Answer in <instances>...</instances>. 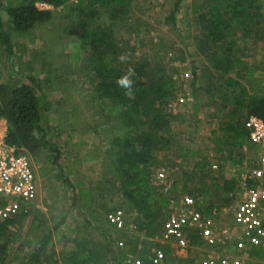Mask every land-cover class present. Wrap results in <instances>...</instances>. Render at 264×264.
<instances>
[{"label":"rangeland","instance_id":"rangeland-1","mask_svg":"<svg viewBox=\"0 0 264 264\" xmlns=\"http://www.w3.org/2000/svg\"><path fill=\"white\" fill-rule=\"evenodd\" d=\"M177 3L178 0H66L54 7L38 1V9L52 12L50 22H38L32 33L16 41L13 55L0 52V84L18 86L34 76L45 90L42 124L60 149V166L53 170L63 176L49 174L53 168L50 152L42 149L34 160L39 197L31 212L0 219V264H125L137 259L146 262L154 249L165 246L158 235L172 212L162 215L155 235L145 231L149 229L145 225L148 221L127 206L122 178L114 172L119 167L108 158L115 151H107L103 134L98 131L114 123L108 122L96 103L93 47L76 44L84 26L97 33L95 38L103 40V48L107 44L115 46V53L105 57L106 65L123 70L139 65L149 73L154 70L178 80L177 93L168 100V110L164 112L177 128V142L155 152V184L160 192L178 200L183 195L199 194L203 183L210 187L213 183L211 188L217 187L212 189L209 202L224 207L216 223L221 231L228 227L231 211L241 202L242 191L238 182L227 191L225 177L245 176L255 155L250 148L238 152L229 145L217 151L211 142L209 134H224L225 125L210 122L208 112L210 117L225 119L229 111L222 107L232 106L243 82L236 86L237 93H232L233 86L226 75L235 73V67L225 72L215 70L208 59L212 58L211 51L226 49L229 58L232 51H240L237 38L245 30L234 29L226 41H213L207 51L200 50L201 27L196 25L195 8L205 0H180L175 21H171ZM15 4L16 0H0V17L4 22H8L6 9ZM262 46L259 50L264 52ZM73 47L81 56L77 62L73 60ZM122 54L128 57L127 62H120ZM219 59L222 62L223 57ZM209 82L215 85L210 94ZM203 91L207 93L202 94ZM210 97L219 104L216 108L209 105ZM204 105L208 109L201 110L205 115L201 114L200 121L196 106ZM248 121H244L245 128ZM180 143L199 155L180 157ZM233 151L235 157L230 159ZM242 154L243 163L239 164ZM202 158L207 159L211 175L196 176L195 168ZM160 170L166 171L167 179H159ZM65 179L72 185L66 184ZM77 186L89 189L97 205L79 209L74 203ZM117 209L125 212V221L111 225L107 214ZM189 237L188 248H173L169 258L174 261L170 264H202L207 257V248L198 240L199 235L195 232ZM84 240L91 243L88 250L93 249V256L75 257L73 252L83 251L77 242Z\"/></svg>","mask_w":264,"mask_h":264},{"label":"trees","instance_id":"trees-1","mask_svg":"<svg viewBox=\"0 0 264 264\" xmlns=\"http://www.w3.org/2000/svg\"><path fill=\"white\" fill-rule=\"evenodd\" d=\"M38 1L59 7L66 0H16L14 6L6 9L8 22H4L0 17V52L13 55L17 47L16 41L32 33L38 22H50L52 12L38 9L36 6ZM179 3L180 0L172 11L171 21H175ZM195 11L196 25L201 27L199 41L202 46L200 45L199 48L207 51L211 42L226 41L228 34L234 29L244 30V26L260 24L264 21V0H205L204 4L196 5ZM82 29L83 32L78 34L76 44L93 47L91 59L93 68H96V103L108 122L114 123L106 129L98 128V131L104 135H102V141L107 151H115L108 158L117 163L119 167V170L114 172L122 178L123 196L127 206L148 221L145 225L149 229L145 231L155 235L158 231L156 226L161 225L159 220L172 204L170 196L160 192L155 184L154 178L157 170L153 167V163L157 160L156 151L177 142V128L172 125L164 112L168 110V100L177 93L179 82L172 77L161 75V72L153 70L149 73L145 67L136 65L133 67L136 72V76L133 77L134 96L131 98L125 96L124 89L119 87L116 81L128 69L123 70L105 64L107 56L115 53V46L104 44L103 48V40L95 38L97 34L95 31H89L88 26ZM73 49L76 55L73 60L77 62L81 56L77 47ZM226 51V49L224 51L221 49V51L210 52L212 58L208 60L215 65V70L228 71L238 62L232 57H226ZM219 57H223L222 62ZM28 80V83L18 86L10 87L7 84H0V119L6 120L8 126L5 141L9 145L24 149L33 163L42 149H48L53 167L49 170V174L54 173L55 176L53 169L60 166L61 152L42 124L45 113L43 109L46 99L45 90L38 82V78L29 76ZM230 82L234 83L232 80ZM198 94L196 91V95ZM211 99L215 100L212 97ZM234 100V106L228 116L221 121L225 125V133L219 135L218 132H212L211 142L217 151H221L226 145L234 149L246 141L249 133L242 119L246 117L244 114L247 113L248 117L251 115L264 121V95L251 96L241 89L240 94L234 97ZM178 145L180 157L197 155L184 144ZM233 154H230V159H234V151ZM243 159L242 154L238 163L242 164ZM196 170L204 173L205 176L211 175L207 168L206 158H202L201 162L196 165L195 172ZM56 177L63 178L62 173ZM225 181L227 191L235 188L236 182ZM65 182L69 186L72 185L68 179H65ZM210 185L214 186L213 183ZM211 187L203 183L202 188L198 190V195L201 196L203 202L212 196V189L217 186ZM75 190L74 203L76 206H91L93 197L90 190L81 186L75 187ZM194 197L196 200V195ZM20 215L27 214L18 216ZM161 232L158 235L160 238ZM77 243L83 251L73 252L75 257L90 258L93 256V249L88 250L91 244L89 241L84 240L81 244ZM162 249L166 254L165 264H170L174 261L169 258L173 249L168 245Z\"/></svg>","mask_w":264,"mask_h":264},{"label":"built area","instance_id":"built-area-1","mask_svg":"<svg viewBox=\"0 0 264 264\" xmlns=\"http://www.w3.org/2000/svg\"><path fill=\"white\" fill-rule=\"evenodd\" d=\"M247 129L250 142L257 148L254 164L241 182L242 199L235 208V237L221 231L213 219L196 207V200L183 195L172 199L174 211L161 232V243L178 249L190 245V233H197L207 248L202 264H264V121L251 116ZM0 135V219L29 214L39 197L38 171L22 148L9 145ZM159 179H167L160 170ZM111 225H121L125 212L117 209L107 214ZM163 249L152 251L147 262L140 259L125 264H165Z\"/></svg>","mask_w":264,"mask_h":264},{"label":"crops","instance_id":"crops-1","mask_svg":"<svg viewBox=\"0 0 264 264\" xmlns=\"http://www.w3.org/2000/svg\"><path fill=\"white\" fill-rule=\"evenodd\" d=\"M243 29L245 30V31L243 30L244 33L240 34L237 38V41L239 40L238 42L240 43L241 50L240 51L235 50L234 52L232 51L233 55H231V57L234 60H238V62H237L238 64L237 63L235 64V69H236L235 73H232V72L230 74L228 73L229 76L227 74L226 77H229L228 78L229 81H231V80L234 81L233 84H231V82H230V84L233 86V87H230L232 89V93H237L236 86H238L239 83L243 82L241 89H244L248 95L263 96L264 95V52L260 51L259 47L264 44V37H262V34H263L262 31H264V21H261L260 24H256V25L252 24V25L244 26ZM245 81L248 82V84H250V85L246 84ZM208 86H209V88H208L209 92L211 90L213 91L215 89L214 88L215 85L212 82H209ZM206 93L207 92H204V91L202 92V94H206ZM209 100H210L209 105H211L212 109L216 108L217 105H219V104H217L216 100L215 101L212 100L211 97ZM234 102H235V100L233 101L232 106L226 105V107H222V109L225 110L224 108H226L225 111H230L232 109V107L234 106ZM206 107L207 106H205V105L201 106V107L196 106V116L200 121H202L201 120V117H202L201 114L203 113L205 115L204 112L201 113V110H203ZM230 107H231V109H230ZM206 109H208V107ZM244 115H246V117L244 116V118H242V119H244V121H246L247 119H250V117H251V115L248 117L247 113ZM207 118L210 119L209 121L212 123H217L218 121H220V122L222 121L221 118L219 120V118L215 117V115H212V117H210L209 112H208ZM245 124H246V122L244 123V126H245ZM245 129H247V128H245ZM6 131H7L6 122L3 120H0V135H6ZM209 136H210L211 141H212V133L209 134ZM246 148H250L254 152L255 158L257 157V148L250 142L249 134H248L246 141H244L243 144L236 146V149L238 152H242ZM196 154H198V153H196ZM201 175H204V173L196 170V176H201ZM228 177H231V176L228 175ZM238 178L232 179V178L225 177L226 180H230L234 183L238 182L241 186V182L244 178V175L241 176L240 179H238ZM235 185H236V183H235ZM170 199L172 201V197H170ZM96 203L97 202H91V206H87V207H79V206H77V207L82 210L85 208H91L92 206H96L97 205ZM196 207L202 213H204V215H206L210 218L215 217V219L212 218L214 223L219 222V221H217L216 218H220L219 215L221 213V210H223V208H224L223 206L221 207V204H219V203L214 204L213 202H209V198L207 201L203 202V199L201 197H199L197 192H196ZM235 208L236 207H234V209L231 211L232 216L229 218L230 223H228V225H227L228 227H226V229H225L227 231L229 230L230 235H232V237H235V229H234V227H235V223H234ZM172 210H174L173 205H171L167 209L166 213H169L170 211L173 212ZM227 212H229V210H227ZM200 241H201V239H200ZM201 243L203 244L202 241H201Z\"/></svg>","mask_w":264,"mask_h":264},{"label":"clouds","instance_id":"clouds-1","mask_svg":"<svg viewBox=\"0 0 264 264\" xmlns=\"http://www.w3.org/2000/svg\"><path fill=\"white\" fill-rule=\"evenodd\" d=\"M119 60L121 63L127 62L128 57L126 55H120ZM136 76V72L133 68L129 67L127 72L119 77L116 81L117 85L124 89L125 96L131 98L134 96L135 89H134V79L133 77Z\"/></svg>","mask_w":264,"mask_h":264}]
</instances>
